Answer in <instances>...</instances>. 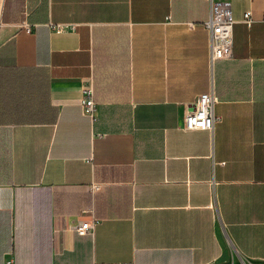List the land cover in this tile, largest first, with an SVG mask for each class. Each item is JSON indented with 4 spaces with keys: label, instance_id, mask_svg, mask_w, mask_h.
I'll list each match as a JSON object with an SVG mask.
<instances>
[{
    "label": "crops",
    "instance_id": "obj_1",
    "mask_svg": "<svg viewBox=\"0 0 264 264\" xmlns=\"http://www.w3.org/2000/svg\"><path fill=\"white\" fill-rule=\"evenodd\" d=\"M226 1L210 65L207 0H0V264H264V0Z\"/></svg>",
    "mask_w": 264,
    "mask_h": 264
},
{
    "label": "built area",
    "instance_id": "obj_2",
    "mask_svg": "<svg viewBox=\"0 0 264 264\" xmlns=\"http://www.w3.org/2000/svg\"><path fill=\"white\" fill-rule=\"evenodd\" d=\"M208 15L202 22L203 27L207 32V47H208V62L211 65L214 60H225L231 57V32H232V16L231 6L226 0H207ZM245 23L250 22L249 12H244L242 15ZM49 28L54 32H61L63 26L61 24H48ZM23 29L29 32L30 28L24 24ZM215 96L212 90L198 94L193 102L190 111L183 114L182 126L185 130L205 131L211 130L216 120L213 114V105ZM79 107L81 112L86 116H92L95 110L93 101L92 88L89 86L83 87L79 99ZM90 189L95 192L99 189L98 184H91ZM97 220L91 218L89 220L78 221L72 228L78 235H91L93 233ZM3 264H13L10 257L6 258ZM92 264H131L130 262L118 263H99Z\"/></svg>",
    "mask_w": 264,
    "mask_h": 264
},
{
    "label": "trees",
    "instance_id": "obj_3",
    "mask_svg": "<svg viewBox=\"0 0 264 264\" xmlns=\"http://www.w3.org/2000/svg\"><path fill=\"white\" fill-rule=\"evenodd\" d=\"M53 117H55V111L53 110Z\"/></svg>",
    "mask_w": 264,
    "mask_h": 264
}]
</instances>
